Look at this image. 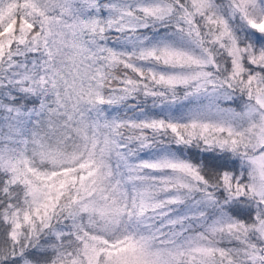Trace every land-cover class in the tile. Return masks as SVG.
<instances>
[{"label":"snow or ice","instance_id":"obj_1","mask_svg":"<svg viewBox=\"0 0 264 264\" xmlns=\"http://www.w3.org/2000/svg\"><path fill=\"white\" fill-rule=\"evenodd\" d=\"M0 264H264V0H0Z\"/></svg>","mask_w":264,"mask_h":264}]
</instances>
